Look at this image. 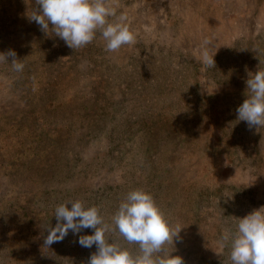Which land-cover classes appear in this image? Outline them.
Masks as SVG:
<instances>
[{
    "label": "rangeland",
    "instance_id": "374dc122",
    "mask_svg": "<svg viewBox=\"0 0 264 264\" xmlns=\"http://www.w3.org/2000/svg\"><path fill=\"white\" fill-rule=\"evenodd\" d=\"M30 2L0 0V53L25 65L0 62V264H87L92 229L44 245L55 207L81 199L110 222L134 189L182 227L166 252L231 264L222 234L264 206V127L236 112L264 69V0H109L136 34L116 52L99 33L69 48L29 22Z\"/></svg>",
    "mask_w": 264,
    "mask_h": 264
},
{
    "label": "clouds",
    "instance_id": "9594fccd",
    "mask_svg": "<svg viewBox=\"0 0 264 264\" xmlns=\"http://www.w3.org/2000/svg\"><path fill=\"white\" fill-rule=\"evenodd\" d=\"M31 9L29 22H34L45 34L60 38L73 50L92 43L97 33L108 52L136 42L126 14L118 15V9L109 0H34ZM210 46L209 39L202 41L199 62L205 68H215L218 47L211 51ZM0 62H10L16 72L25 67L12 49L0 53ZM246 86V98L236 109L237 120L246 122L250 129L264 127V69L252 73ZM53 215L56 224L45 226L44 245L50 248L62 242L69 232L77 235L83 229H92L91 234L80 235L77 241L81 247L96 248L87 264H184L181 256L172 255V250L165 251L166 245L173 246L174 238L180 239L182 227H172L153 195L144 189L129 191L110 222L101 215L98 206L87 205L81 199L60 203ZM114 231L127 244L138 245L139 252L133 254L129 248L112 241L110 233ZM220 246L230 249L231 264H264V206L239 218L235 231L226 230L222 234Z\"/></svg>",
    "mask_w": 264,
    "mask_h": 264
}]
</instances>
